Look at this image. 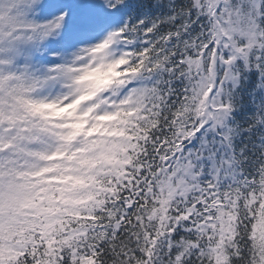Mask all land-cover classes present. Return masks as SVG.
<instances>
[{"label":"snow or ice","instance_id":"6c2138e0","mask_svg":"<svg viewBox=\"0 0 264 264\" xmlns=\"http://www.w3.org/2000/svg\"><path fill=\"white\" fill-rule=\"evenodd\" d=\"M0 264H264V0H0Z\"/></svg>","mask_w":264,"mask_h":264}]
</instances>
